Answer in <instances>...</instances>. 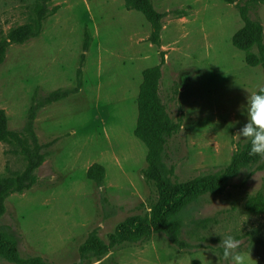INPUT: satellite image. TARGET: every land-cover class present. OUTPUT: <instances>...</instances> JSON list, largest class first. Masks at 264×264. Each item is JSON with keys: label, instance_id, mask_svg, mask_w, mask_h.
Instances as JSON below:
<instances>
[{"label": "rangeland", "instance_id": "1", "mask_svg": "<svg viewBox=\"0 0 264 264\" xmlns=\"http://www.w3.org/2000/svg\"><path fill=\"white\" fill-rule=\"evenodd\" d=\"M159 45L126 0H0V236L18 262L0 264H227L225 234L248 264H264V157L217 193L185 201L158 233L110 243L131 219L149 222L160 202L146 148L134 136L143 70L160 66L159 97L171 133L159 171L171 188L220 176L250 140L246 97L264 88L232 36L249 20L263 30L264 0H151ZM31 36L10 42L18 28ZM256 52V49H253ZM103 177H88L94 166ZM97 240L101 251L80 252Z\"/></svg>", "mask_w": 264, "mask_h": 264}, {"label": "trees", "instance_id": "2", "mask_svg": "<svg viewBox=\"0 0 264 264\" xmlns=\"http://www.w3.org/2000/svg\"><path fill=\"white\" fill-rule=\"evenodd\" d=\"M127 4L139 12L150 26V42L159 45L162 28V16L156 12L151 0H126ZM243 26L232 36L231 43L235 49L244 53V61L248 67L261 66L264 69V46L262 44L263 30L258 22L248 19L246 10L240 11ZM32 26L16 29L9 35L10 42L21 43L33 34ZM256 49V52H253ZM161 78L160 66L143 70L142 82L137 96V121L134 136L146 148V163L149 169L148 178L156 185L160 202L149 222L131 219L120 224L115 233L110 235V243L115 244L127 240L131 235L140 233H158L164 229L169 217L175 213L182 204L206 192H220L226 184L234 179L242 166L251 163L257 155H250V144L247 149L236 155L229 167L220 176H210L189 182L185 185L171 188L159 171V163L166 142L171 133L168 125L165 106L163 105L158 89ZM7 119L0 110V142L8 139ZM88 177L99 181L103 177V169L94 165L88 170ZM264 208V199L254 197L248 200L246 209L251 213L261 212ZM103 247L97 240L87 241L80 248V252L101 251ZM0 252L12 262H18L12 243L0 236ZM31 264H39L31 260Z\"/></svg>", "mask_w": 264, "mask_h": 264}, {"label": "clouds", "instance_id": "3", "mask_svg": "<svg viewBox=\"0 0 264 264\" xmlns=\"http://www.w3.org/2000/svg\"><path fill=\"white\" fill-rule=\"evenodd\" d=\"M246 123L238 135L250 140V155L264 157V88L246 97L242 106ZM241 240L225 234L219 246L223 249L222 258L227 264H248L249 254L240 250Z\"/></svg>", "mask_w": 264, "mask_h": 264}]
</instances>
